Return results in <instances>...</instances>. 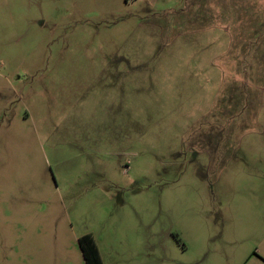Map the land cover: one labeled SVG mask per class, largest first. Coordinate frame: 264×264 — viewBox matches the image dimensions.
<instances>
[{
	"label": "rangeland",
	"instance_id": "1",
	"mask_svg": "<svg viewBox=\"0 0 264 264\" xmlns=\"http://www.w3.org/2000/svg\"><path fill=\"white\" fill-rule=\"evenodd\" d=\"M264 264V0H0V264Z\"/></svg>",
	"mask_w": 264,
	"mask_h": 264
},
{
	"label": "trees",
	"instance_id": "2",
	"mask_svg": "<svg viewBox=\"0 0 264 264\" xmlns=\"http://www.w3.org/2000/svg\"><path fill=\"white\" fill-rule=\"evenodd\" d=\"M84 264H103L100 253L91 235L86 234L78 240Z\"/></svg>",
	"mask_w": 264,
	"mask_h": 264
}]
</instances>
